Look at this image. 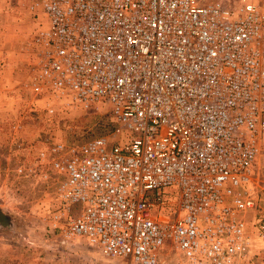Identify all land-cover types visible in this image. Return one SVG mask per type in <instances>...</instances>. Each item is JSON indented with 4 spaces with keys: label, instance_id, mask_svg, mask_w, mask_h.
<instances>
[{
    "label": "built area",
    "instance_id": "2783aa9c",
    "mask_svg": "<svg viewBox=\"0 0 264 264\" xmlns=\"http://www.w3.org/2000/svg\"><path fill=\"white\" fill-rule=\"evenodd\" d=\"M34 8L50 25L33 37V94L82 109L105 99L113 118L108 134L82 141L44 136L34 163L17 168L56 172L54 228L128 264H169L170 247L178 264H240L253 248L245 214L257 208L264 151V0ZM173 185L176 206L162 193ZM258 222L264 240V209Z\"/></svg>",
    "mask_w": 264,
    "mask_h": 264
},
{
    "label": "rangeland",
    "instance_id": "374dc122",
    "mask_svg": "<svg viewBox=\"0 0 264 264\" xmlns=\"http://www.w3.org/2000/svg\"><path fill=\"white\" fill-rule=\"evenodd\" d=\"M34 1L0 0V209L8 217L7 224L0 222V239L15 242L10 257L18 260L15 249L18 248L19 261L24 258L26 264H128L127 259L105 257L84 237L66 239L54 228L50 215L61 206L55 171L45 167L48 178H43L40 174L17 170L21 164L34 160L31 155L36 156L44 136L69 142L82 141L94 135L108 134L113 127L111 104L105 99L98 105L82 109L65 106L58 100H38L31 91L28 83L37 56L33 37L40 26L50 25L47 14L34 8ZM223 1L228 4L240 2ZM48 102L56 106L54 113L46 109ZM125 134L124 128L123 139L128 137ZM116 142L113 139L112 144ZM26 153H30L29 156ZM257 166V208L245 214L254 234L253 248L240 264H264V240L255 235L264 209V151ZM162 193L172 206H176L178 186L163 188ZM155 194L156 190L149 191L150 196ZM75 210L81 211L82 204H77ZM159 213L154 211L155 216ZM168 250L171 253L169 264L182 261L180 252L171 247Z\"/></svg>",
    "mask_w": 264,
    "mask_h": 264
},
{
    "label": "crops",
    "instance_id": "0c3cea01",
    "mask_svg": "<svg viewBox=\"0 0 264 264\" xmlns=\"http://www.w3.org/2000/svg\"><path fill=\"white\" fill-rule=\"evenodd\" d=\"M2 151H3V153L5 152V150L4 149H2ZM26 152H28V151H26ZM6 153H8V151H6ZM37 153V152H36ZM27 154V156H29L28 154H30V153H26ZM20 155H21V157L23 158V152H21L20 153ZM31 157H33V159L35 158V156L34 155H31ZM18 160H20V158L18 159ZM23 160V159H22ZM30 163L29 164H26V165H24V167H28V165H31V163L33 162L34 163V161H35V159L34 160H32L31 159V161L30 160H28ZM22 165V164H21ZM19 167V166H18ZM17 167V168H18ZM8 221V220H7ZM7 224V223H6ZM1 240V239H0ZM15 244V242H13V241H9V243H8V239L5 241L4 239H2L1 241H0V252H1V254H0V257H2V261H0V264H26V262H27V260L26 259H21V261H19V251H18V248H15L16 250H17V257H18V260L13 256L12 258L10 257V255L11 254H13V252L11 253V251H12V248H14V246H16V245H14ZM21 252V251H20ZM4 256H8V259L7 260H5L4 259ZM12 256V255H11ZM22 258V257H21ZM8 261V262H7ZM3 262H5V263H3Z\"/></svg>",
    "mask_w": 264,
    "mask_h": 264
},
{
    "label": "water",
    "instance_id": "95a60500",
    "mask_svg": "<svg viewBox=\"0 0 264 264\" xmlns=\"http://www.w3.org/2000/svg\"><path fill=\"white\" fill-rule=\"evenodd\" d=\"M7 215H5L2 210L0 209V222H2L3 224H6L7 222Z\"/></svg>",
    "mask_w": 264,
    "mask_h": 264
},
{
    "label": "flooded vegetation",
    "instance_id": "af4514ba",
    "mask_svg": "<svg viewBox=\"0 0 264 264\" xmlns=\"http://www.w3.org/2000/svg\"><path fill=\"white\" fill-rule=\"evenodd\" d=\"M2 223V222H1Z\"/></svg>",
    "mask_w": 264,
    "mask_h": 264
}]
</instances>
